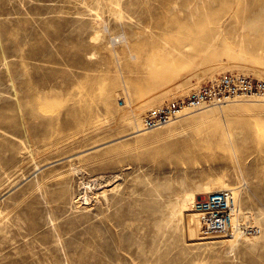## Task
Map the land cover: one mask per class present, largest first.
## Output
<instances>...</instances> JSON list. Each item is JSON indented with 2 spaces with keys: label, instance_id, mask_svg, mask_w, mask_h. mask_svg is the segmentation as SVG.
Here are the masks:
<instances>
[{
  "label": "rangeland",
  "instance_id": "rangeland-1",
  "mask_svg": "<svg viewBox=\"0 0 264 264\" xmlns=\"http://www.w3.org/2000/svg\"><path fill=\"white\" fill-rule=\"evenodd\" d=\"M86 2L0 0V264H264V99L141 123L220 74L264 80V0H121L124 23ZM209 184L259 231L188 234L183 195Z\"/></svg>",
  "mask_w": 264,
  "mask_h": 264
},
{
  "label": "built area",
  "instance_id": "built-area-1",
  "mask_svg": "<svg viewBox=\"0 0 264 264\" xmlns=\"http://www.w3.org/2000/svg\"><path fill=\"white\" fill-rule=\"evenodd\" d=\"M264 99V80L230 72L216 76L188 96L150 109L141 118L145 130L171 123L184 109H200L236 98ZM201 218V236H227L234 229L236 194L233 188H219L200 194L193 204ZM259 229L249 220L236 228L239 238L256 234Z\"/></svg>",
  "mask_w": 264,
  "mask_h": 264
},
{
  "label": "bare ground",
  "instance_id": "bare-ground-1",
  "mask_svg": "<svg viewBox=\"0 0 264 264\" xmlns=\"http://www.w3.org/2000/svg\"><path fill=\"white\" fill-rule=\"evenodd\" d=\"M66 1V0H65ZM86 1H88V4L90 5V3H94L96 0H70V2L72 3L73 2V5H70V6H73V7H75L74 9H76V11H78V9H79V3H81V2H86ZM114 3H115V7H116V9H115V11H114V15H115V19L118 21V23H119V21H120V23H121V21L124 23V21H125V19H126V21H132V17H133V15L131 16V14L130 13H125V12H128V11H126V9H125V7L123 6V4L121 3V0H112ZM65 3H68L69 4V2H65ZM87 3V2H86ZM101 3V2H100ZM113 3V4H114ZM125 3V2H124ZM62 4V3H61ZM87 4V5H88ZM131 4H133V3H131ZM64 5V4H63ZM62 5V6H63ZM65 5H67V4H65ZM84 5V4H83ZM87 5L86 6H82V7H86L87 8ZM101 5V4H100ZM126 5V4H125ZM69 6V5H68ZM77 6H79V7H77ZM127 6V5H126ZM62 8V7H61ZM61 8L59 7V9L61 10ZM70 8V7H69ZM72 8V7H71ZM78 8V9H77ZM59 9H58V11H59ZM63 9H66V7H64ZM103 9V8H102ZM43 10V9H42ZM46 10V9H45ZM66 10H68V9H66ZM82 10H85V9H83V8H81L79 11H80V13H81V11ZM86 10H88V9H86ZM91 10H93V12L94 11H97L98 9L96 8V7H93V8H91ZM42 12V11H41ZM61 12V11H60ZM59 12V13H60ZM58 13V14H59ZM63 13V12H62ZM77 13V12H76ZM79 12H78V14H80ZM134 13H136V11L134 12ZM61 14V13H60ZM140 14V13H139ZM91 16H92V14H91ZM94 16V15H93ZM92 16V17H93ZM100 16V15H99ZM101 17V16H100ZM99 18V17H98ZM134 18V17H133ZM190 18L191 19H193L194 18V15L193 14H191L190 15ZM74 19V18H73ZM128 19V20H127ZM137 19V18H136ZM138 19H140V17L138 18ZM255 19V18H254ZM93 20H95V19H93ZM98 19H96L95 21H93L94 23H96V25H92L93 26V28L95 27V32L94 33H92L91 31H90V33H92L93 35H92V37H91V39L93 40L92 42L94 43V42H99L102 38H103V36L105 35V33H104V30L103 29H101L99 26H100V24H99V22L97 21ZM259 20V19H258ZM92 21V20H91ZM90 21V22H91ZM103 21V20H102ZM137 21V20H136ZM141 21V20H140ZM261 21V20H260ZM92 22V24H94ZM142 22V21H141ZM255 22V21H254ZM1 23H3V21H0V24ZM102 23V22H101ZM129 23V22H128ZM136 24H137V22H136ZM104 25H106L105 23H104ZM103 25V26H104ZM119 25H121L122 26V24H119ZM125 25V24H124ZM87 26H89V24L87 25ZM86 26V27H87ZM91 26V27H92ZM85 27V28H86ZM90 27V26H89ZM89 28L90 30L91 29H93V28ZM101 27H102V25H101ZM105 27V26H104ZM253 27V26H252ZM82 28H83V26H82ZM88 28V27H87ZM103 28V27H102ZM122 28V27H121ZM104 29H106V28H104ZM118 29H119V27H118ZM107 30V29H106ZM122 30H123V28H122ZM84 32L85 31H87V29L86 30H83ZM125 32V31H124ZM104 33V34H103ZM113 33V32H112ZM120 33H123V31L122 32H120ZM119 33V35H114L115 37H114V39L115 40H117L118 39V41H120V39L123 37V35L122 34H120ZM190 33V32H189ZM186 35L188 34V32H186L185 33ZM106 35H107V33H106ZM90 37V36H89ZM105 39L106 38H104V41H105ZM195 39V38H194ZM114 42V41H113ZM115 42H117V41H115ZM248 43V42H247ZM247 43H245L246 45H247ZM100 44V43H99ZM114 44V43H113ZM249 44H251V43H249ZM248 44V45H249ZM189 45V44H188ZM244 45V44H243ZM246 45H244L243 46V48H242V50H238V52L237 53H235L234 51H231L230 49H228V50H226V48H224V50H221V51H215L214 53L215 54H224V55H227L228 57H232V58H234L235 56H241V58H246V55H249V53H250V50L252 49H247L246 47H248V45L246 46ZM231 48V47H230ZM249 48V47H248ZM233 49V48H232ZM174 50H176V49H174ZM216 50V49H215ZM253 50H255V48H253L252 49V51ZM206 52V51H205ZM205 52H204V54H205ZM251 54V53H250ZM170 56V55H169ZM249 57V56H248ZM165 58V57H164ZM161 59V58H160ZM159 60V59H158ZM165 60V59H164ZM161 61H163V59H161L160 60V62ZM155 63H157V62H155ZM154 62H153V64H155ZM169 63H170V61H169ZM158 64V63H157ZM160 65H162V64H160ZM158 66V65H157ZM155 68V67H154ZM158 68V67H157ZM169 68V67H168ZM154 85V84H153ZM14 89V88H13ZM258 100H262V99H258ZM222 105V104H221ZM220 105V106H221ZM186 109H188V108H186ZM200 109H202V108H200ZM200 109H196L195 111H197V110H200ZM1 130V129H0ZM4 132H6V131H4ZM2 133V132H1ZM0 133V134H1ZM8 133V132H7ZM136 133V132H135ZM225 134V133H224ZM2 135H3V133H2ZM6 135V134H5ZM11 135V134H10ZM7 137H9L10 138V136H8L7 135ZM4 142V141H3ZM227 146V145H226ZM227 149V148H226ZM0 165H1V163H0ZM224 188H227V185H225V186H223ZM213 190V186H211L210 184L209 185H207V186H205L203 189H202V191H200V192H210V191H212ZM105 189L102 191V193L105 195ZM97 193V192H96ZM185 193V192H184ZM100 194V193H99ZM235 194H236V209H235V219H234V229H233V231H232V233L231 234H228V236H230L231 238H229V241H231L232 242V246H233V243H237L238 241H239V237H238V235H237V233H236V228L238 227V225L240 224V223H242V222H245V220H246V217L248 216V211H246V212H242L241 211V208H240V202H239V199H238V197L240 196H238V193H237V191L235 190ZM86 197V196H85ZM86 199V198H85ZM80 200V199H79ZM196 200V193L195 192H189V193H185L184 195H183V201H182V206H180L179 208H178V210H180V211H182L183 212V214L185 215V224H186V231L188 232V234H189V231H191V229H193V217L192 216H194V221H195V223H196V228H197V230H198V232H199V234H200V232H201V218H200V215L194 210V208H193V204H194V201ZM241 200V199H240ZM85 201H87V199L85 200ZM180 201V200H179ZM85 203V202H84ZM87 203V202H86ZM192 203V204H191ZM191 204V207L193 208L192 210H187V207H188V205H190ZM180 213V212H179ZM178 213V214H179ZM260 215V214H259ZM262 215V214H261ZM263 215H264V213H263ZM180 216H182V215H180ZM258 217V216H257ZM184 218V217H183ZM168 219V218H167ZM173 220V219H172ZM182 220V219H181ZM164 222V221H163ZM169 224V223H168ZM185 226V225H184ZM201 236V235H200ZM214 237H219V236H210V237H200V238H197L198 240H206L207 238H214ZM225 237V236H224ZM191 238V237H190ZM246 238V240H247V237H245ZM248 238H250V237H248ZM257 237H255V239H256ZM214 241V240H213ZM222 241H225V239H222ZM250 241V240H249ZM60 242L63 244V241H61V239H60ZM199 243H210V242H203V241H199ZM235 247V246H234ZM64 251V250H63Z\"/></svg>",
  "mask_w": 264,
  "mask_h": 264
}]
</instances>
